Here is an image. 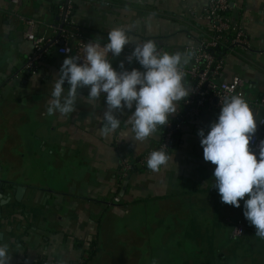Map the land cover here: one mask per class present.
Instances as JSON below:
<instances>
[{"label": "crops", "instance_id": "0c3cea01", "mask_svg": "<svg viewBox=\"0 0 264 264\" xmlns=\"http://www.w3.org/2000/svg\"><path fill=\"white\" fill-rule=\"evenodd\" d=\"M209 0H73L72 22L81 40L64 44L85 52L89 41L101 48L115 27L133 43L119 57L107 54L117 71H144L133 58L135 44L151 39L169 53H184L210 33L202 12ZM61 0H0V182L26 189L15 216L0 223V246H9L10 264H264V238L240 207L221 201L214 186L216 165L205 161L201 137L220 110L205 107L185 121L171 159L159 172L148 167L120 176L123 161L133 162L159 145L163 127L143 142L135 139L123 108L114 114L120 127L104 136V96L88 99L79 89L75 111L48 116L47 107L59 69L68 56L49 52L29 74L23 68L33 52L19 17L40 24L37 35L52 38L59 26ZM229 16L250 42L249 51L219 53L218 81L241 78L248 100L264 97V0H229ZM70 56V55H69ZM189 66L190 58H182ZM190 88V82L184 78ZM65 94L68 84L65 83ZM183 101L177 112L183 110ZM214 104L216 101L213 102ZM171 117V116H170ZM264 119V109L254 118ZM264 137V127L256 132ZM250 147V146H249ZM257 155L259 152L250 147ZM118 198L119 203L113 199ZM241 224V232L237 233Z\"/></svg>", "mask_w": 264, "mask_h": 264}, {"label": "clouds", "instance_id": "9594fccd", "mask_svg": "<svg viewBox=\"0 0 264 264\" xmlns=\"http://www.w3.org/2000/svg\"><path fill=\"white\" fill-rule=\"evenodd\" d=\"M132 43L125 28L115 27L108 32V42L103 48L91 40L85 44L83 60L79 56L66 57L59 69V77L55 79L46 114L51 116L59 112L66 117L73 113L79 89L90 86L88 99L95 103L103 94L107 105L103 114L105 123L100 129L102 135L107 136L120 127L121 121L114 111L125 107L132 109L135 106L128 123L132 125L137 141L143 142L155 134L158 125H167L169 117L177 114L180 101L187 102L191 94L189 86L182 82L185 53H161L157 44L149 39L136 44L126 57L129 63L134 58L144 71L123 70V62L121 71H117L107 54L119 57L125 46ZM65 83L70 86L67 94ZM209 127L207 135L203 129L198 135L204 160L216 165L213 187L218 189L223 203L237 208L247 196L244 217L256 228L255 235L264 238V146L258 160L249 147L257 129L253 111L241 95L229 96L221 106L217 121ZM170 159L163 150L152 151L147 167L159 172ZM8 251L7 244L0 246V264H10Z\"/></svg>", "mask_w": 264, "mask_h": 264}, {"label": "built area", "instance_id": "2783aa9c", "mask_svg": "<svg viewBox=\"0 0 264 264\" xmlns=\"http://www.w3.org/2000/svg\"><path fill=\"white\" fill-rule=\"evenodd\" d=\"M11 2L19 6L21 0H11ZM230 9L229 0L208 1L202 12V18L208 21L210 33L195 44L184 48L185 55L190 58V65H183L182 71L185 73L184 78H187L190 82L191 94L187 98V102L183 101V110L169 117V123L162 126V138L156 149L145 152L133 162H121L119 172L122 178L127 177L131 172H135L138 169L147 168V159L152 151L163 150L167 155L170 154L174 149L176 135L182 130L185 121L198 117L207 106L221 111V106L227 97L241 95L253 111L254 118L259 110L264 109L263 96L253 100L246 98L245 84L241 78L236 77L229 82L218 81L223 69V61L217 55L219 53L218 50L222 49L226 52L235 53L238 51H249L251 48L249 39L242 27L233 22L229 16ZM73 12V0H61L57 10L60 25L50 27L54 35L52 38H45L36 34L35 29L40 24L39 22L19 17L26 27L24 37L31 42L33 47V52L23 68L26 72L31 75L36 74L38 63L53 49H56L60 55L79 56L81 60L85 58V52L76 50L72 54V48L64 44L67 39H82V35L72 22ZM145 41L147 39L140 40L136 44H142ZM157 49L161 53L167 52L163 47H157ZM101 95L104 96L103 94ZM214 101H216L215 104L213 103ZM257 125L264 127V119L259 118ZM262 142H264V137L253 134L249 146L260 152L262 146H264ZM113 202L119 203L120 201L118 198H114ZM241 229L242 227L239 223L237 233H240ZM41 264L62 263L42 260Z\"/></svg>", "mask_w": 264, "mask_h": 264}, {"label": "water", "instance_id": "95a60500", "mask_svg": "<svg viewBox=\"0 0 264 264\" xmlns=\"http://www.w3.org/2000/svg\"><path fill=\"white\" fill-rule=\"evenodd\" d=\"M62 44V43H61ZM68 87H70L68 85ZM90 86H85L83 88H88L89 89ZM1 186H3V189L0 188V200L4 201V200H7V202H2L1 206H0V218L2 216V208L4 206H7L6 204H8V202H14L15 204H18L20 203L21 199L23 198L24 194H25V191L26 189L23 188V187H20L18 185H15V184H8L6 189L4 187V185L1 184ZM14 210H15V207H12L10 209V211H8L5 216L6 217H13L14 215ZM8 221V220H7Z\"/></svg>", "mask_w": 264, "mask_h": 264}, {"label": "flooded vegetation", "instance_id": "af4514ba", "mask_svg": "<svg viewBox=\"0 0 264 264\" xmlns=\"http://www.w3.org/2000/svg\"><path fill=\"white\" fill-rule=\"evenodd\" d=\"M1 184L2 185H4V182H0V188H2L3 189V186H1ZM2 202H7V200H4V201H2V200H0V206H1V204H2ZM7 206H4L3 208H2V216H1V218H0V223L4 220V221H6V220H10L12 217H6L5 216V214L8 212V211H10V209L12 208V207H15V210H14V215L13 216H15V214H16V211L17 210H19L20 209V205L18 206L17 204H15L14 202H8V204H6Z\"/></svg>", "mask_w": 264, "mask_h": 264}, {"label": "trees", "instance_id": "16d2710c", "mask_svg": "<svg viewBox=\"0 0 264 264\" xmlns=\"http://www.w3.org/2000/svg\"><path fill=\"white\" fill-rule=\"evenodd\" d=\"M218 51H219V53H220V52L222 51V49H219ZM219 53L217 54V55H218V57H219Z\"/></svg>", "mask_w": 264, "mask_h": 264}]
</instances>
